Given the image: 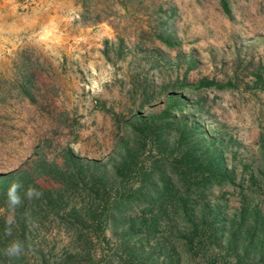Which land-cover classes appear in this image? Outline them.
<instances>
[{"label": "rangeland", "instance_id": "374dc122", "mask_svg": "<svg viewBox=\"0 0 264 264\" xmlns=\"http://www.w3.org/2000/svg\"><path fill=\"white\" fill-rule=\"evenodd\" d=\"M263 140L264 0H0V264H240L158 245L146 189L163 170L174 190L195 184L196 157L217 156L235 176L199 204L230 218L251 194L263 208L248 186Z\"/></svg>", "mask_w": 264, "mask_h": 264}, {"label": "trees", "instance_id": "16d2710c", "mask_svg": "<svg viewBox=\"0 0 264 264\" xmlns=\"http://www.w3.org/2000/svg\"><path fill=\"white\" fill-rule=\"evenodd\" d=\"M260 154V163L254 167V170L252 169L253 171H249L248 179V186L255 185L258 192L262 188L264 190V185H258L259 182L264 183V140L260 147ZM188 157L191 156L188 155ZM196 159L199 165L205 164L203 167L205 172L201 180L198 181L196 178L200 186L196 182L174 190L175 185L171 184L169 173L163 170L157 176L158 184L156 180L146 189V195L155 198V201L151 203L154 214L151 216L152 220L150 219L154 223L153 231H157L156 227L160 225L162 219L168 225H164L167 229L164 236L160 237L158 245L168 248L172 244L170 247L174 249L173 243L180 237L184 238L186 246L190 248L194 243L201 248H225L239 260L240 264L243 261L248 262V259L251 261L257 259L259 263L264 264V207H260L255 196L248 194L242 196L238 213L230 218L227 215L218 216L217 208H214V213L211 214L208 203L199 204L195 192L197 191V195H202L201 197L205 199L204 194L208 189L206 186L232 183L235 175L233 172H227L222 157L210 156L207 160L196 157ZM176 178L180 181L187 180V176L183 174H178ZM255 189L252 192H255ZM37 208V203L30 204L29 215L36 214ZM28 219L32 220L33 217H19L20 227L23 230L26 229L24 225ZM141 220L146 222L144 217ZM113 221L118 223L116 217H113ZM157 222L159 223L155 225ZM178 226L181 229L176 234L174 230Z\"/></svg>", "mask_w": 264, "mask_h": 264}, {"label": "clouds", "instance_id": "9594fccd", "mask_svg": "<svg viewBox=\"0 0 264 264\" xmlns=\"http://www.w3.org/2000/svg\"><path fill=\"white\" fill-rule=\"evenodd\" d=\"M22 187V185L19 182H13L10 184L8 190H7V203L9 208L14 213L16 207H18L22 203V198L19 194V189ZM43 193L38 191L36 188L29 186L25 192L24 197L28 200H38L42 197ZM6 225L8 227L5 229L6 235H11V225L15 223V217L14 215H9L6 217L5 220ZM110 235V232H109ZM25 250V245L23 242L17 240L13 241L10 246L7 248L6 252L7 255L10 257H19L21 254H23Z\"/></svg>", "mask_w": 264, "mask_h": 264}]
</instances>
